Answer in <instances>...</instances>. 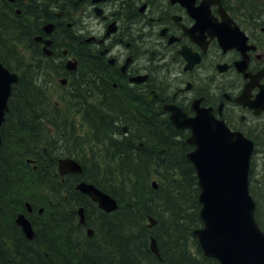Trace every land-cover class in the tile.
<instances>
[{"label": "bare ground", "instance_id": "bare-ground-1", "mask_svg": "<svg viewBox=\"0 0 264 264\" xmlns=\"http://www.w3.org/2000/svg\"><path fill=\"white\" fill-rule=\"evenodd\" d=\"M67 1L71 2V0ZM119 1L121 6L114 9V15L123 21V25L121 24L116 32H111L106 28L107 24L101 17L103 13L101 14L102 9L100 8L102 7L99 4L102 1L93 0L89 4V8H81L78 6V1H74L75 5L64 6L58 3V0H0V56L7 61L11 68L9 69L11 83L0 86V89L3 93L8 94V98L12 96L17 111L15 117H6L8 109L0 124V167L8 165L15 168L11 156L7 154L9 146H11L10 151L26 149L29 153L24 160L26 163L32 164L34 169H37V164L34 162L43 161L49 154L45 142L38 145L27 142L25 146L24 144L10 145L8 143L13 139L15 130L19 128L16 121V119L20 120L18 112L29 107L30 116L35 114L39 117L43 115L54 118L65 129V131L59 132L50 128L52 136H55V143L58 145L56 147L58 150H64L65 154L57 155L55 158L48 155L50 160L55 161L56 169L46 174L40 191L17 183H14L17 185V189L11 190L12 182L0 178V236L12 235L13 240L8 246L0 240L3 248L6 249L4 264H42L36 257L39 249L38 243H47L50 248L53 246L58 248L57 241L62 240L66 251L71 253L77 251V248L81 246L86 249L87 239L93 240V235L96 233L93 224L98 218L97 214L94 212L92 218L88 220L84 206H79L77 208L78 219L77 222H74L68 217L66 207L62 203L56 204L55 201L58 187L62 192L72 191L70 188L74 187L77 191L88 196L92 202L95 201L80 190V185L86 182L101 189L84 177L85 166L90 169L84 159L77 160L73 155L67 154V145L71 146L72 150L74 147L78 148L72 140L68 141L67 136H75V139L82 141L84 136H94L97 133L96 129L100 127L98 134L106 139L113 137L114 140H117L116 144H120L123 137L133 133V140L141 137L145 141L147 150L154 149L157 156L154 157V160L156 158L159 160L160 153L169 152V146L161 148L158 144L160 141H155L152 147V141L144 136V134L153 135L156 133L159 136L157 138L162 140L164 136L174 135L178 131L163 115L161 108L153 102L150 104L151 111L144 110L146 97L143 95L142 89L139 88L133 92L132 89L135 88L131 87L132 81L122 80L103 68L102 73L98 71V68L103 64L111 69L115 65V58L110 55V50L104 43L94 42V39L102 36L105 30H107V34L116 33V37H124V39L130 37L139 39L140 32H142V23H140L138 15L141 0ZM251 1L255 0H231L230 2L243 3L247 10L253 13L255 8L251 5ZM96 8H98V13ZM147 28L145 25V31ZM14 33H17L20 40ZM140 42L143 43V47L149 46L147 39L142 35ZM72 54H76L80 58L78 64L76 60L68 59ZM66 62L65 67L63 64ZM123 69L124 67H122ZM124 76L128 78L127 73ZM33 88L38 97L33 94L26 95L28 91L32 92ZM52 90L53 92H63L67 98L66 103H59L54 98ZM125 99L133 101H125ZM154 115L158 117L163 115V120L161 117L153 120ZM141 120L145 123L141 124ZM164 120L171 123V126ZM48 127H53V125L48 124ZM66 132L69 135L64 134ZM22 134L24 132L17 136L20 140L25 138V135ZM77 143L81 145L79 142ZM89 148L86 150L91 152V156L101 151V147L98 145L94 146L95 150L93 151ZM164 148H167V151L161 152ZM179 150L180 148H174L165 160H169L172 155H175L173 153L179 152ZM67 157L78 161L81 165L80 172L68 171L64 173L60 170V160ZM95 157L99 160L103 159L102 156L95 155ZM162 163L169 168L172 167L165 161ZM101 175L103 179L109 177L106 170ZM151 178V175L146 181L141 178L133 185L132 191L128 195L116 196L118 202L116 209L106 211L98 204L97 207L106 213H114L119 210L120 206L123 209L131 201L133 190L138 192L140 197L143 196L141 191L146 189ZM110 183H116L113 173ZM81 207H83L85 216L83 221L80 220L79 208ZM16 209L18 211L13 212ZM125 215L128 214L120 213L121 222L124 221ZM116 217L118 216L116 215L114 219H117ZM23 219L28 221L29 231L25 229L22 223ZM154 219L157 223V219ZM149 223L148 216V225ZM136 227L139 229V233L136 234L135 244L141 248L139 251L141 255L147 256L148 251L143 248V237H145L143 223H136ZM7 232L10 233L7 234ZM151 240L152 238L149 240V246ZM92 242L96 243L94 247L101 246L103 250L108 248V245L103 244L101 239H94ZM77 261L76 264H82V259ZM103 264H114V262L107 259Z\"/></svg>", "mask_w": 264, "mask_h": 264}, {"label": "trees", "instance_id": "trees-1", "mask_svg": "<svg viewBox=\"0 0 264 264\" xmlns=\"http://www.w3.org/2000/svg\"><path fill=\"white\" fill-rule=\"evenodd\" d=\"M252 6L254 7V5ZM14 35L20 40L17 33ZM0 61L11 69L7 61L1 56ZM32 90L30 93L28 91L26 95L37 96L36 90L34 88ZM8 105L9 111L6 117L13 118L17 115V111L12 96L8 100ZM29 111L28 107V109L18 112L20 120L16 119V121L19 128L15 130L13 139L8 143L10 145L24 144L25 146L27 142L35 145L45 142L49 156L55 158L57 155L65 154L64 150H58L56 147L58 145L55 143V136H52V129L50 128L59 132L65 131V129L56 119L43 115L39 117L35 114L30 116ZM159 117L162 119L164 116ZM159 117L154 115L153 120ZM166 122L169 124L168 121ZM143 123L145 122L141 120V124ZM48 124L53 125V127H48ZM241 130L254 140V154L260 153L259 162L255 159L254 154L251 158L249 189L256 204L255 219L264 230V114L250 128H242ZM98 131H100V127L96 129L97 133L94 136H84L82 141L75 139L76 137L69 135L68 132L64 133L69 135L67 136L68 141L72 140L78 147H74L72 150L70 149L71 146L67 145V154L73 155L77 160L84 159L90 166V169L85 166L83 172L87 180L94 182L115 198L118 195H128L134 184L141 178L146 181L149 175L152 177V174L157 179L158 187L154 188L152 182L149 181L146 189L141 191L142 197L133 190L131 201L123 209L120 206L119 210L114 213H106L99 209L97 203L92 202L88 196L77 191L74 187L70 188L72 191L65 190L66 192H62L58 187L55 197L56 204L62 203L66 207L68 217L71 220L77 222V208L79 206H84L88 220L92 218L94 212L97 214L98 218L93 224L96 230L93 240L101 239V242L106 243L108 248L103 250L101 246L94 247L96 243L87 239L88 246L86 249L83 246L76 247L77 251L68 253L62 240L57 241L58 248L55 246L50 248L47 243L36 242L39 244L36 257L40 259L42 264H76L79 259H82V264H103L107 259L112 260L114 264H220L217 259L204 254L193 234L194 229L203 226V220L200 217L198 176L193 163L187 157L188 152L194 147L187 142L188 134L178 130L174 135L164 136L162 140L157 138L159 136L156 133L153 135L144 134L145 138L152 141V147L155 141H160L158 144L161 148L169 146L168 153H160L159 160L158 158L154 160L156 156L154 149L147 150L145 146L136 143L133 140L134 133L123 137L121 143L116 144L117 140H114L113 137L106 139L98 134ZM21 132H24L22 135H25V138L20 140L17 136ZM138 139L143 140L141 137ZM88 145L92 151L95 150L94 146L98 145L101 147V151L91 156V152L86 150L89 148ZM9 148L7 154L11 156L15 168L8 165L0 167V178L12 182L11 190L17 189V185L14 184L17 183L27 186L29 189L40 191L46 174L56 169L55 161L50 160L46 155L43 161L34 162L37 164V169H34L32 164L26 163L24 160L29 153L26 149L10 151L11 146ZM174 148H180L179 152L176 151L169 160H165ZM3 153L5 152L3 151ZM95 155L102 156L103 159L99 160ZM162 161L169 163L172 167L165 166ZM256 166L261 167L258 173ZM104 170L108 172L109 176L106 179H103L101 175ZM112 173L116 179L115 184L110 183ZM258 174L260 178L257 181ZM17 211L18 209L13 212ZM120 213L128 214L125 215L123 222H121ZM116 215L118 217L114 219ZM150 215L157 219V223L152 227L148 225V216ZM138 222L143 223L145 234L143 248L148 251L147 256H142L139 252L141 248L135 244V237L139 233V229L136 227ZM9 233L7 232V234ZM11 236H7L8 238L0 236V240L8 246L13 242ZM152 236L157 241L160 256L150 250L149 240ZM5 251L6 249L0 242L1 264H4Z\"/></svg>", "mask_w": 264, "mask_h": 264}, {"label": "flooded vegetation", "instance_id": "flooded-vegetation-1", "mask_svg": "<svg viewBox=\"0 0 264 264\" xmlns=\"http://www.w3.org/2000/svg\"><path fill=\"white\" fill-rule=\"evenodd\" d=\"M74 1L81 8H89L93 0L70 3L58 0V3L72 6ZM95 1H102L99 6L106 28L116 32L123 25L114 15L120 1ZM230 1L195 0L190 5L187 0H141L140 36L147 39L149 46L143 47L140 36L118 38L116 33L107 34L105 30L93 41L108 47L115 65L110 69L103 64L98 71L102 73L105 69L122 80L132 81L131 87L135 88L132 91L140 88L146 97L143 109L151 111L150 104L155 102L172 124L173 111L177 108L187 118L196 116L198 108L211 107L212 113L231 129L250 128L262 113L255 114L236 99L244 90L254 99L264 85V0L251 2L253 13L243 3ZM225 11L232 20L230 24H226ZM225 33L239 40L237 46L223 47L218 34ZM68 59L76 60L77 64L80 60L76 54ZM177 129L188 137L192 133L190 128ZM134 141L146 145L143 140Z\"/></svg>", "mask_w": 264, "mask_h": 264}, {"label": "water", "instance_id": "water-1", "mask_svg": "<svg viewBox=\"0 0 264 264\" xmlns=\"http://www.w3.org/2000/svg\"><path fill=\"white\" fill-rule=\"evenodd\" d=\"M195 0H187L192 5ZM226 24L232 22L225 11ZM224 48L237 46L238 39L228 34H218ZM246 38L243 39V42ZM9 69L0 62V86L11 83ZM257 77V76H255ZM253 80V79H252ZM253 85V83H252ZM8 94L0 89V124L8 108ZM260 114L264 110V85L254 99L248 96V90L236 99ZM175 109L172 120L177 128H190L187 141L195 145L187 156L193 163L200 187V217L204 225L194 229L204 254L213 257L220 264H264V230L254 217L255 201L249 191L250 160L254 151V141L241 131H233L224 120L218 119L211 107L198 108L194 117L183 118ZM167 151V148L161 152ZM60 170L81 171V165L73 158L60 160ZM154 188L158 187L156 180ZM80 190L97 202L106 211L117 207V200L111 194L102 191L91 183H82ZM80 220H84L83 207L79 208ZM150 226L156 221L149 216ZM27 231L28 221L22 220ZM93 231V229H90ZM151 250L159 254L154 237Z\"/></svg>", "mask_w": 264, "mask_h": 264}, {"label": "rangeland", "instance_id": "rangeland-1", "mask_svg": "<svg viewBox=\"0 0 264 264\" xmlns=\"http://www.w3.org/2000/svg\"><path fill=\"white\" fill-rule=\"evenodd\" d=\"M57 82H58V80H57ZM58 83H59V82H58ZM52 94L54 95V98H55L59 103H66L67 98H65L63 92H60V91H54V92H53V90H52ZM61 94H63V96H61ZM63 100H65V101H63ZM254 156H256L255 159L258 160V162H259V161H260V153H255ZM260 169H261L260 166H256V172H257V173L260 171ZM154 176H155V175L152 176V178H151V180H150L151 182H153L154 180L157 181V179H156ZM259 178H260V175L258 174V176H257V181L259 180Z\"/></svg>", "mask_w": 264, "mask_h": 264}]
</instances>
